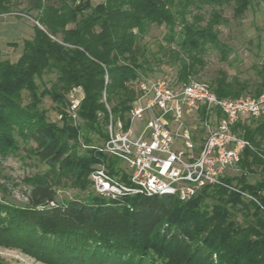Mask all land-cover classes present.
<instances>
[{
    "label": "trees",
    "instance_id": "1",
    "mask_svg": "<svg viewBox=\"0 0 264 264\" xmlns=\"http://www.w3.org/2000/svg\"><path fill=\"white\" fill-rule=\"evenodd\" d=\"M250 3L30 0L37 11L30 14L36 21L33 37L24 40L17 60L0 61V156L17 152L19 136L35 143L31 153L48 168L27 176L26 202L0 200V247L46 264H264V159L252 148L244 149L239 172L187 200L172 194L110 199L95 192L87 200L57 201L60 187L90 188L91 172L100 164L121 175L119 160L99 150L93 135L107 140L111 114L129 126L138 81L157 71L154 62L163 63L158 52L179 63L174 80H189L203 67L207 46L220 43L222 8L233 6L234 15L242 16ZM11 5L0 0V12ZM152 25L168 28L158 52L141 44ZM45 71L56 73L49 94L60 122L40 109L36 79ZM260 77L254 96L264 91V63ZM211 85L219 97L231 98L248 88L223 73ZM75 86L84 91L79 123L65 96ZM24 90L32 96L27 104ZM233 129H244V138L264 154V117L255 127L240 121ZM259 167L261 177L251 181ZM239 212L246 224L236 220ZM0 264L8 263L0 257Z\"/></svg>",
    "mask_w": 264,
    "mask_h": 264
},
{
    "label": "built area",
    "instance_id": "2",
    "mask_svg": "<svg viewBox=\"0 0 264 264\" xmlns=\"http://www.w3.org/2000/svg\"><path fill=\"white\" fill-rule=\"evenodd\" d=\"M138 90L128 127L110 115L108 138L99 150L119 160L121 175L96 166L90 178L97 194L110 199L172 194L187 200L240 171L243 151L252 144L233 128L246 116L264 117V91L219 97L205 81L169 76L139 80ZM70 97L76 118L82 97Z\"/></svg>",
    "mask_w": 264,
    "mask_h": 264
},
{
    "label": "rangeland",
    "instance_id": "3",
    "mask_svg": "<svg viewBox=\"0 0 264 264\" xmlns=\"http://www.w3.org/2000/svg\"><path fill=\"white\" fill-rule=\"evenodd\" d=\"M100 1L91 0L94 5ZM10 3L12 4L10 11L0 12V61L5 59L15 61L19 58L24 48V40L33 37L34 23L36 24L32 16H35L37 11L30 9V0H10ZM209 11L210 7H205L203 10L205 20L209 18ZM221 12L224 20L216 26L220 43L218 46H207L203 55V67H200L201 70L197 75L190 77L207 82L213 89L211 82L223 73L228 80L236 79L247 84L248 88L240 96H254V91L261 80L260 75L264 63V0H251L249 7L242 16L234 15L233 6H225ZM37 24L39 23L37 22ZM40 27L42 26L40 25ZM167 30L168 28L164 25H152L141 44H145L150 50L158 52L159 45L165 44L163 37ZM158 56L163 58V63L160 62L159 65L154 62L153 66L157 71L144 74L143 76L147 79L161 76L172 77L178 71L179 63L177 61L163 57L162 51L158 52ZM55 79L56 73L43 72L36 79L37 93L41 97L40 109L50 120L60 122L62 115L57 110V103L49 94L53 89ZM75 93L83 99L84 91L78 86L72 87L65 93V96L70 100V96ZM31 97L28 90L23 91L22 101L24 104L29 103ZM103 101L105 102V96ZM106 106L109 105L106 103ZM68 111L71 113V105ZM73 119L76 123L80 122L77 117ZM261 119L246 116L243 122L255 127ZM244 132V129L237 131L243 138ZM17 138L19 141L17 152L6 157L0 156V200L6 199L23 204L26 202V191H28L27 176L44 172L48 167L31 153L30 147L35 146L33 141H26L19 136ZM93 138L96 144H102L97 135H93ZM251 144L252 150L257 151L264 159L262 151L257 150L252 142ZM81 151L84 152L83 148ZM259 171L260 167L258 173L250 176L251 181L261 177ZM93 194L95 191L92 183L91 187L86 190L70 186L60 187L58 188L57 201L65 202L72 198L87 200ZM236 220L246 224V217L241 212L236 215ZM0 257L8 264H46L18 249L5 247H0Z\"/></svg>",
    "mask_w": 264,
    "mask_h": 264
}]
</instances>
